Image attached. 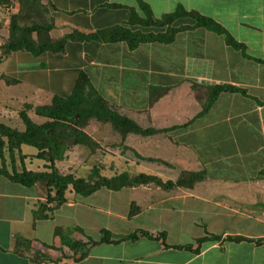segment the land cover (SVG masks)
I'll use <instances>...</instances> for the list:
<instances>
[{
  "label": "crops",
  "instance_id": "obj_1",
  "mask_svg": "<svg viewBox=\"0 0 264 264\" xmlns=\"http://www.w3.org/2000/svg\"><path fill=\"white\" fill-rule=\"evenodd\" d=\"M38 4L53 41L72 34L96 38L67 39L60 52L5 55L0 78L10 98L33 111L53 96L67 98L81 76L111 111L156 131L146 139L165 148L147 161L166 172L152 169L151 176L171 183L183 174L202 177L189 187L99 188L83 197L69 187L61 205L35 219L45 203L42 184L23 186L0 175V264H264V0ZM177 8L212 21L220 33L182 16L170 27L194 28L176 32L168 43L129 48L121 40L98 39L114 27L163 33L165 26L136 21L157 22ZM19 153L20 170L47 171L33 158L34 148L20 145ZM57 228L80 243L75 253H85L82 258L60 245ZM22 240H32L35 257L32 249L16 248Z\"/></svg>",
  "mask_w": 264,
  "mask_h": 264
},
{
  "label": "trees",
  "instance_id": "obj_2",
  "mask_svg": "<svg viewBox=\"0 0 264 264\" xmlns=\"http://www.w3.org/2000/svg\"><path fill=\"white\" fill-rule=\"evenodd\" d=\"M182 16H189L195 19L194 27H204L210 31L220 33V28L212 21L196 15L194 12L185 13L181 8H177L174 12L164 15L159 21L153 22L150 19L137 20L136 22L140 26H153L156 28H162L165 26L163 33H140L138 31L130 32L124 28H111L98 33V39L107 41H124L129 48H134L138 43L144 42H161L168 43L172 40L174 34L182 29H191L190 27L171 28V23ZM14 17L10 19V27L8 30V37L5 44L0 47L2 56L7 55L15 51H26L33 56H36L44 51L60 52L62 44L67 39H93L96 36H79L78 34H72L58 41H53L48 36L49 27L45 26L42 30L36 26L31 28H18L14 24ZM32 34H35V38H32ZM0 56V57H2ZM2 58H0L1 60ZM195 86V85H194ZM196 87V86H195ZM214 89L209 95H214ZM208 95V96H209ZM210 97V99H211ZM209 99V101H210ZM31 107L24 105L23 109L18 112V117L23 125V131L18 132L14 129H10L0 124V147L6 148L7 152L13 155L15 152L19 156V160L23 156L19 153L20 145H26L34 148L36 154L33 156L35 159L42 160L46 163L44 166L47 171L42 172H29L21 168L20 171L11 169L7 171L0 164V175L5 176L12 182L21 184L23 186H31L35 183H41L45 190V203L38 205L33 213L35 219H45L50 215V212L61 205L64 201V192L70 186L72 191L80 196H87L90 193L96 191L99 188H106L111 190H118L122 187H133L138 185H154L160 189H172L173 187H189L193 182L199 181L202 177V173H190L183 174L174 182H162L160 179L151 175L137 174L129 176L126 173L116 174L112 177H102L97 173V170L93 168L90 174L86 178H75L71 175H62L54 167L55 161L62 159L63 154L66 152L68 144H79L87 146L89 140L85 134L76 130L70 123H75V115L83 120L95 118L110 122L115 130L121 135L126 133H134L139 135L153 134L154 130L146 129L142 130L137 127L131 121L117 115L112 112L107 104L99 98V96L88 85V82L83 77H78L75 81L73 88L67 98H60L53 96L49 105L39 106L33 108V112L36 116L48 119V122L36 125L30 121L26 115V111ZM77 136V138L75 137ZM74 137L71 142L70 138ZM5 144L3 143L4 140ZM187 175V176H185ZM185 176V177H182ZM52 204V207H46L45 204ZM105 234V233H103ZM53 235L58 237L59 243L62 247H66L72 250L71 257L79 259L82 258L85 253L76 255V251L80 246L79 242L72 240L67 231H62L57 228L53 231ZM134 236H130L129 239H133ZM237 240V239H234ZM107 239H101L100 242H106ZM16 248L18 245L25 249L32 251L34 256L33 242L32 240H22L16 242Z\"/></svg>",
  "mask_w": 264,
  "mask_h": 264
},
{
  "label": "rangeland",
  "instance_id": "obj_3",
  "mask_svg": "<svg viewBox=\"0 0 264 264\" xmlns=\"http://www.w3.org/2000/svg\"><path fill=\"white\" fill-rule=\"evenodd\" d=\"M41 11L42 8L39 6L38 0H0V47L7 41L10 19L12 17H14V24L18 28L36 26L42 30L43 27L48 26L50 29L49 19ZM32 38H35V34H32ZM0 56H2L1 50ZM4 57V55L0 57L2 58L1 60ZM9 89L10 87L4 83V79L0 78V124L16 131L23 130V125L18 117V111L23 109V103L17 99L10 98L7 92ZM42 103L45 104V102ZM26 113L30 121L35 124L40 125L48 122V119L36 117L32 109L27 110ZM75 120L76 122L70 123V125L85 134L89 143L87 146L75 143L67 145L62 159L55 161L56 169L60 174L71 175L75 178H86L93 168L97 170L100 176L106 177L122 173H126L129 176L137 175L138 173L150 175L152 169L158 171L157 168L163 173L166 172V168L162 164L149 163L147 161L149 155L155 149L157 151V148H165L163 137L162 139L159 138V143L163 145L157 147L153 146L149 139H146L148 135L143 136L134 133L121 135L110 122L105 120L95 118L83 120L77 114L75 115ZM128 121L132 122V120ZM75 137L77 138V136ZM73 139L74 137L66 141L71 142ZM3 143L5 144V140ZM167 152L170 154V150ZM18 159L19 156L15 152L11 155L7 152L4 145L0 147V164L3 163L7 171H11V169L20 170ZM159 160L162 161V159ZM43 168L45 169V167ZM54 259L56 258H51V260ZM43 263V260H41L38 264ZM44 264H50V262H45Z\"/></svg>",
  "mask_w": 264,
  "mask_h": 264
}]
</instances>
